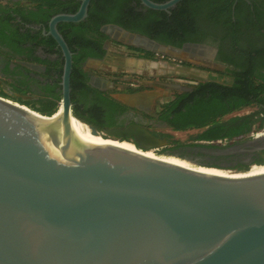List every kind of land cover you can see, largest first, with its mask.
<instances>
[{
  "label": "water",
  "instance_id": "water-1",
  "mask_svg": "<svg viewBox=\"0 0 264 264\" xmlns=\"http://www.w3.org/2000/svg\"><path fill=\"white\" fill-rule=\"evenodd\" d=\"M181 1L140 0L168 13ZM91 2L49 24L65 57L63 116L0 95V264H264V171L109 150L76 129L73 55L58 25L83 22ZM162 93L112 97L136 108ZM104 134L133 138L143 152L161 143L143 126Z\"/></svg>",
  "mask_w": 264,
  "mask_h": 264
},
{
  "label": "flooded vegetation",
  "instance_id": "flooded-vegetation-1",
  "mask_svg": "<svg viewBox=\"0 0 264 264\" xmlns=\"http://www.w3.org/2000/svg\"><path fill=\"white\" fill-rule=\"evenodd\" d=\"M245 1L251 5L249 10L255 11L254 8L259 6L264 12V0ZM235 3L233 10L238 4L235 6ZM132 4L146 15L151 10L136 1ZM173 9L167 13L171 15ZM54 11L55 8L43 5L42 0H0V91L9 98L33 102L42 95L52 98L55 94H61L62 97L65 57L49 35L50 21L57 15ZM247 16H251L248 10L241 13L237 22L240 28L234 27L233 33L224 25H215L206 16L199 15L196 18L198 40L186 42L181 47L153 39L139 31L128 30L119 24L108 23L100 27L109 37L103 43L105 52L101 56L93 55L99 52L96 48V51L72 50L68 45L73 55L72 67L74 69L77 55L82 54L87 83L101 92L109 93L111 97L116 93L162 91V95L150 104L144 102L140 107L131 108L122 103L124 111L117 117L121 123L117 128L143 126L152 133L173 131L171 124L176 118L175 110H166L165 107L181 95L192 94L198 89L211 92L210 89L217 85L231 88L237 82L236 75L243 74L248 68L256 76L264 77V17L261 19L263 29L259 30V34L258 30L244 27ZM88 18L89 10L85 20ZM61 24L69 23L58 25L64 37ZM63 30L69 34L77 31L70 26H65ZM130 58L139 61L138 66L128 65L126 61ZM93 95L96 94L90 93L88 97ZM203 97H199L202 111L195 106L190 112L184 108L183 120L204 112L211 115L214 109L229 107L227 99L219 103L210 99V93ZM249 97L254 98V95L249 94ZM261 99H264V95H261ZM261 108L264 109L263 104L233 109L222 119L224 123L232 125L243 117L261 112ZM255 118L261 121L264 112ZM247 136L244 134L238 139L247 140ZM127 139L135 142L133 138ZM255 141L254 144H243L240 149L251 152L264 150V137Z\"/></svg>",
  "mask_w": 264,
  "mask_h": 264
},
{
  "label": "trees",
  "instance_id": "trees-1",
  "mask_svg": "<svg viewBox=\"0 0 264 264\" xmlns=\"http://www.w3.org/2000/svg\"><path fill=\"white\" fill-rule=\"evenodd\" d=\"M42 1L43 5L55 8L54 14L76 13L81 5V0ZM134 1L139 5L141 4L140 0H92L87 20L80 23L60 25L61 32L64 34L68 45L72 50L91 49L96 51V48L101 54L98 52L93 55L101 56L105 52L102 49L103 43L109 37L101 31L100 27L108 23H115L128 30L139 31L153 39L181 47L186 42H196L198 40L196 18L199 15L206 16L215 25H224L229 30H233L234 33V27L240 28L237 22H239L240 15L245 10H248L251 16L246 17L244 27L258 31L263 29L261 19L264 17V12H261L262 9L259 6L254 8L255 11L249 10L251 5H248L245 0H239L235 10H233V5L236 0H182L172 10L171 15L165 11L155 10H149L146 15L133 6ZM153 1L165 3L169 0ZM256 14L257 17L255 18ZM65 26L75 28L76 33H66L63 30ZM260 33L261 31H259ZM89 36L91 37L89 38ZM83 61L84 56L82 54L77 55L71 76V100L74 116L83 123L96 128L104 138L122 141V138L111 137L104 133L107 129L117 128L121 125L117 117L124 111V107L109 93L101 92L87 83V72ZM236 80V84L231 88H222L223 86L217 85L215 88L210 89L211 92L198 89L192 94L181 95L175 102L167 105L165 109L175 110L174 113L176 114V118L171 124L173 131L186 132L194 130L198 133L192 136L190 142H182L173 140L165 132H154L153 134L156 137L165 141V145L157 150V153L194 161L202 166L217 169L249 171L254 166H263L264 150L254 152L240 150L238 147L248 143L251 139L239 140L238 138L244 134L249 135L255 129V123L259 121L255 116L264 112V109L261 108V112L243 117L232 125L224 123L222 118L233 109H242L251 105H264V99H261V95H264V77L256 76L248 68L243 74H237ZM90 93L96 95L89 98ZM207 93L211 94V100L219 103L227 99L229 107L223 110L214 109L211 115L204 112L197 115V117H187L183 120L181 118L185 115L183 109L186 108L189 112L194 106L201 109V99L199 97L204 98L203 95L206 96ZM249 94H253L254 98H250ZM0 95L8 97L1 91ZM61 99V94H55L52 98L42 95L39 100L33 102L13 98V100L45 115L56 113L60 108ZM166 119L169 120V117L167 116ZM260 122L259 128H263L264 119ZM219 141L223 142L219 143Z\"/></svg>",
  "mask_w": 264,
  "mask_h": 264
},
{
  "label": "bare ground",
  "instance_id": "bare-ground-1",
  "mask_svg": "<svg viewBox=\"0 0 264 264\" xmlns=\"http://www.w3.org/2000/svg\"><path fill=\"white\" fill-rule=\"evenodd\" d=\"M63 114H64V110L63 108H60L54 115V118L59 119L63 116ZM74 123H75L76 129L84 134L83 135L84 140L92 144L107 148L109 150H123V151H131V152H138V153H146L148 156L160 157L162 159H166L168 161H172L176 163H182V164L189 163L187 161H182L172 156L159 155V154H155L154 152H143L133 142L129 140L118 141L113 138H104L100 134L94 135L91 129L87 125L82 124L78 120H74ZM252 170L253 172L264 171V166H254L252 167Z\"/></svg>",
  "mask_w": 264,
  "mask_h": 264
},
{
  "label": "rangeland",
  "instance_id": "rangeland-1",
  "mask_svg": "<svg viewBox=\"0 0 264 264\" xmlns=\"http://www.w3.org/2000/svg\"><path fill=\"white\" fill-rule=\"evenodd\" d=\"M135 66H138V65H135ZM6 98H8V99H10V100H12L14 102H17L15 100H13L12 98H9V97H6ZM17 103H19V102H17ZM19 104H21V103H19ZM24 106H26L28 108H31V107H29L27 105H24ZM31 109H33V108H31ZM260 124H261L260 121L255 123V126H254L255 129L246 137L247 139L250 138L251 141H255L256 139H258V138H256V135L259 134V133L264 132V127L263 128H259ZM165 133L169 134L173 140H179V141H182V142H190L192 136L197 134L198 131H194V130H190V131H186V132L167 131ZM262 137H264V136H262ZM262 137H260V138H262ZM160 140H161L160 145L157 146V147L149 148L148 152H154L155 154H158L157 150H159L161 147H163L165 145V141L163 139H160ZM142 151H144V150H142Z\"/></svg>",
  "mask_w": 264,
  "mask_h": 264
},
{
  "label": "built area",
  "instance_id": "built-area-1",
  "mask_svg": "<svg viewBox=\"0 0 264 264\" xmlns=\"http://www.w3.org/2000/svg\"><path fill=\"white\" fill-rule=\"evenodd\" d=\"M262 136H264V132L257 134V135H256V138H260V137H262Z\"/></svg>",
  "mask_w": 264,
  "mask_h": 264
},
{
  "label": "crops",
  "instance_id": "crops-1",
  "mask_svg": "<svg viewBox=\"0 0 264 264\" xmlns=\"http://www.w3.org/2000/svg\"><path fill=\"white\" fill-rule=\"evenodd\" d=\"M128 60H131V61H136V59H135V58H130V59H128Z\"/></svg>",
  "mask_w": 264,
  "mask_h": 264
}]
</instances>
